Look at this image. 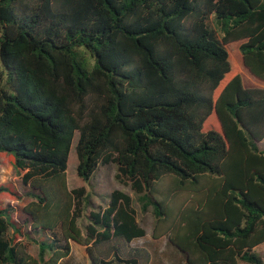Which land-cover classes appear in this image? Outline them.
Instances as JSON below:
<instances>
[{
	"label": "trees",
	"instance_id": "1",
	"mask_svg": "<svg viewBox=\"0 0 264 264\" xmlns=\"http://www.w3.org/2000/svg\"><path fill=\"white\" fill-rule=\"evenodd\" d=\"M239 65L264 83V0H0V153L23 172L0 196L28 199L0 205V264H58L69 242L88 264H149L127 194L77 226L75 134L76 176L114 164L183 264H264V89Z\"/></svg>",
	"mask_w": 264,
	"mask_h": 264
},
{
	"label": "rangeland",
	"instance_id": "2",
	"mask_svg": "<svg viewBox=\"0 0 264 264\" xmlns=\"http://www.w3.org/2000/svg\"><path fill=\"white\" fill-rule=\"evenodd\" d=\"M208 26L212 29L210 22H208ZM216 37L218 38L217 34ZM238 45L239 43H235L225 47L226 51L231 55L235 62L238 61ZM238 69L241 76L243 88L255 87L264 89V83L257 80V83H253L250 77H248L246 73H244V69L242 68V66L239 65ZM75 140L76 134L73 137V141L67 157L65 181L68 190L83 187L87 196V207H85L81 214V217L77 220V226L80 228V230L83 231V227L87 223L86 216L88 212L90 210H96L98 207L105 206V203H107L108 201L109 193L113 190H118L130 197L131 207L135 213L136 222L144 230V236L142 238L133 240L131 244L133 246L147 248L152 255L151 264H182V256L171 245H169V243L167 242L166 234H162L157 239H153L151 237V233L153 231V228L155 227V219L151 213V208L148 207L145 212L140 211L139 205L136 202L135 197L130 191L128 185L118 183L114 179V175L116 172L114 164L98 166L87 181H82L76 176V158L73 150ZM259 148L264 149V141L259 144ZM10 162V154L0 153V185L12 184L14 188L21 192L22 188L19 179L23 172L12 169ZM167 187L168 186L165 185L163 189H166ZM185 199L186 196L178 195L169 205L172 210L175 211L176 208L184 203ZM26 202H28V199H23L20 201H10L5 196H0V205H5L7 203L12 205L15 217H19V210ZM172 219H174V216ZM155 228V232L157 234H161L164 231V227H162L161 225H157ZM36 238L41 239L42 236L38 235ZM22 242L25 243L24 248L26 253L35 256L37 250L36 246L33 243H27L24 240H22ZM74 246L78 247L75 244ZM74 246L71 249L70 256L66 260L61 261L60 264H86L84 261L78 262V260H76V254H74L75 252L73 251L75 250ZM254 252L262 259V262L264 263V244L255 247ZM238 264L245 263L239 262Z\"/></svg>",
	"mask_w": 264,
	"mask_h": 264
},
{
	"label": "crops",
	"instance_id": "3",
	"mask_svg": "<svg viewBox=\"0 0 264 264\" xmlns=\"http://www.w3.org/2000/svg\"><path fill=\"white\" fill-rule=\"evenodd\" d=\"M235 44V43H234ZM232 45V44H231ZM264 141V140H263ZM263 141H261L260 143H262ZM259 143V144H260ZM260 150H264V149H260ZM106 204V203H105ZM104 207V206H103ZM103 207H101V208H103ZM83 232V231H82ZM22 244L25 246V243H23L22 242ZM74 244L75 243H72V242H69V254H68V256L67 257H65V258H63L62 260H60L59 261V263L58 264H60V262L61 261H64V260H66L69 256H70V254H71V249L73 248V246H74ZM264 244V243H263ZM75 245H77V244H75ZM262 245V244H261ZM78 247H75L74 246V248H75V250H73L75 253L74 254H76V260H78V262H81V261H84L86 264H88V260H87V257H86V254H85V251H84V247H82V246H79V245H77ZM145 248V247H144ZM148 252H149V254H150V262H149V264H151V262H152V255H151V253H150V251L147 249V248H145ZM176 250V249H175ZM177 251V250H176ZM178 252V251H177ZM179 253V252H178ZM181 256H182V259H183V254H181V253H179ZM29 255V254H28ZM30 257H32V258H35V256H33V255H29ZM182 264H183V262H182Z\"/></svg>",
	"mask_w": 264,
	"mask_h": 264
}]
</instances>
